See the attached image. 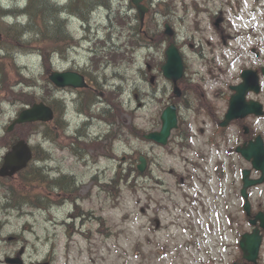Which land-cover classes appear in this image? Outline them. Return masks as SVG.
Returning <instances> with one entry per match:
<instances>
[{
	"label": "rangeland",
	"instance_id": "1",
	"mask_svg": "<svg viewBox=\"0 0 264 264\" xmlns=\"http://www.w3.org/2000/svg\"><path fill=\"white\" fill-rule=\"evenodd\" d=\"M24 1L0 0L7 7L22 5ZM111 4L117 13L112 14L103 7L96 9L88 21L77 17L69 20L67 25L74 41L63 46V55L52 53L49 64L34 47L12 46L3 53L9 57L5 64L8 69L16 65L30 79L29 83L20 80L26 86H33L27 87L26 92L31 91L38 101L43 90L48 89L46 70L51 64L59 70L67 65L71 67L74 60L82 65L95 63V70L101 69L99 83L110 86L107 97L114 104V131L121 137L114 139L117 160L109 163L100 160V169L109 167L106 180H114V185L105 190L92 189V199L84 201L85 210H91L98 217L87 219L82 229L87 235L68 240L61 227L56 236L51 218H66L68 208L60 209L53 217L39 208L9 214L0 209V219L7 222L1 228L4 238L1 236L0 264H7L6 257L18 255L21 250L28 264L40 262L54 244L57 247L55 264H232L241 254L240 236L250 231L243 221L240 197L242 170L250 164L238 155L224 154L209 157L206 163L197 160L201 166L195 168L191 164L195 160L193 151L186 153L187 159L182 160L178 148L171 144L164 147L135 136L160 129L161 114L173 103L180 107L181 116L195 124L192 126L195 141L210 151L209 144L204 145V137L210 134L208 116H200L196 108L200 102L194 98L188 100L187 96H174L173 84L161 74L169 45L162 39L161 30L164 31L166 23L174 28L175 41L188 65L187 79L202 84L213 97L219 82L211 80L217 77L220 83H232L244 65L242 59L246 62L251 59L247 62L249 66H264V0H145L150 9L144 26L147 37L140 32L137 10L131 0H112ZM222 18L219 30L225 34L218 33L215 26ZM19 21L26 22L24 18ZM11 25L13 22L5 23L3 29L9 30ZM232 35L236 37L228 42L229 46L221 45L224 36L227 40ZM251 48L255 52L249 51ZM236 50L245 54L239 58ZM18 80L19 77L10 84L20 89ZM20 103L16 95L0 90L1 135L7 134L6 128L24 108ZM216 105L226 108L224 101H217ZM257 124L264 129V120ZM122 125L127 129H118ZM201 129L205 134H201ZM43 130L37 126V133L30 141L46 149L48 143ZM30 131L32 134V128L26 126L7 135L16 134L17 138L27 136ZM229 134L234 137L236 130ZM175 136L176 130L169 141ZM10 140L3 137L0 144ZM6 149L0 147V166ZM112 149L113 145L109 144L106 156L111 155ZM140 155L149 159L150 169L145 174L136 171ZM219 162H224L226 167H219ZM189 171L195 176L190 184L192 175L187 180L181 179ZM29 172L19 174L15 182L0 179L1 207L8 202L10 205L12 200L6 192L8 187L19 181L16 186L20 188V182L33 180ZM178 173L181 175L177 176ZM38 180L43 182L44 178ZM181 182H185L184 187L180 186ZM24 190L29 192L30 188ZM39 191L40 188L36 192ZM250 194L253 210H264V185ZM32 202L43 204L44 200ZM230 212L239 219L235 230L226 220Z\"/></svg>",
	"mask_w": 264,
	"mask_h": 264
},
{
	"label": "flooded vegetation",
	"instance_id": "2",
	"mask_svg": "<svg viewBox=\"0 0 264 264\" xmlns=\"http://www.w3.org/2000/svg\"><path fill=\"white\" fill-rule=\"evenodd\" d=\"M95 66L96 64L92 62L82 65L79 61L74 60L71 67L67 65L61 68L63 73H73L83 78L86 86H67L55 91L54 95L46 96L45 103L53 110L54 118L52 121L42 124L45 128V141L48 143V147L44 149L43 159L41 160V157L37 156L36 158L39 160H34L35 164H33L36 166L37 163L43 162L46 170L45 185L49 191L47 204L51 210L71 207L68 217L56 219L54 224L65 227V232L71 239L79 232L77 226H74L77 221L74 217L78 216L77 218L81 220L85 217L83 214L84 201L90 199L93 195L92 189L98 188L99 181L104 185L107 184L106 176L109 167L107 166L101 172L100 159L102 158L107 163L113 162L105 157V152H108L109 144H114V104L109 102L107 97L110 86L107 83H99L101 69L95 70ZM263 67H251L258 72L260 81L264 79ZM244 69L246 68L241 69L240 74L231 84L222 85V89L216 93L220 99L227 103L228 107L234 92L233 87L241 83ZM103 72L105 73L106 70ZM261 84V90L258 93L250 92L247 99L261 104L264 108V80ZM228 107L226 106V109L214 108L216 112H212V114L214 113L213 116L217 121L209 116L207 123L208 126H211L209 137L212 141L211 144H214L210 147V151H205L200 143L194 141V153L199 151L200 158L207 160L213 153H223L224 144L231 141L229 130L232 127H236L238 130L235 140H238L236 148L255 140L258 135L262 134L264 138V131H260V128L257 127V122L261 118L255 115L236 120L227 128L221 127L220 123L224 120ZM209 110L211 111V109ZM201 134H205L204 129H201ZM179 135H183V138L186 139L185 133L180 131ZM195 139L196 137H194ZM99 141L102 142L103 157L98 156ZM180 146L182 147V144ZM69 162L72 163L71 166L67 165ZM83 172H85L84 175ZM16 178L17 175L11 179ZM263 251L264 247L262 253ZM55 253V250H51L43 263L53 264ZM259 263H264L263 254Z\"/></svg>",
	"mask_w": 264,
	"mask_h": 264
},
{
	"label": "water",
	"instance_id": "3",
	"mask_svg": "<svg viewBox=\"0 0 264 264\" xmlns=\"http://www.w3.org/2000/svg\"><path fill=\"white\" fill-rule=\"evenodd\" d=\"M143 0H132L137 7L141 24H144L145 15L149 11L147 7L141 4ZM166 35L173 36L174 32L172 28L166 25ZM166 63L162 67L164 76L171 80L175 84V94L180 95V89L178 87V81L182 79L184 75V64L182 55L174 43H171L166 51ZM245 82L235 88L236 93L232 96L230 102V110L227 114V118L223 125H228L231 120L235 118H242L247 114L256 113L257 115L263 114L261 110L257 112L254 103H246V94L257 85L256 74L252 71L244 72ZM255 75L254 83L251 85L248 77ZM50 80L58 87H83L85 84L83 79L73 73H59L54 72L50 75ZM258 87V86H257ZM255 88V87H254ZM258 90V88H256ZM53 117L52 110L45 104H34L32 107L23 110L14 123L10 126L9 131L13 130L17 124L34 123V122H47ZM162 129L160 132H153L145 136L146 139L154 140L160 144H166L171 134L172 129L177 127V108L172 105L169 106L162 114ZM244 157L248 160H252L253 167L261 172L259 179H250L251 170H245L243 172L244 186L241 191L242 196L246 199L245 210L247 214H251V204L249 202L248 189L252 186L264 183V143L261 137L255 142H251L243 149H239ZM32 158V151L25 141L17 143L12 150L6 155L5 164L0 170L1 176L13 175L17 171L24 169L28 162ZM147 163L144 157L140 158V164L138 170L144 172L146 170ZM260 222V227L264 229V213H259L255 219L251 220L252 225H256ZM262 242V236L260 235L259 228H256L253 233L244 234L240 243L245 259L249 262L256 263L259 250Z\"/></svg>",
	"mask_w": 264,
	"mask_h": 264
},
{
	"label": "trees",
	"instance_id": "4",
	"mask_svg": "<svg viewBox=\"0 0 264 264\" xmlns=\"http://www.w3.org/2000/svg\"><path fill=\"white\" fill-rule=\"evenodd\" d=\"M37 1L40 4L34 3V0L33 2L32 0H28L25 7L12 10V15H16L17 22L16 24H13V26L11 25L9 30H7L6 28L3 29V26H0V90H3L12 95H16L21 102L20 104L22 105L33 104L34 102L38 101V98L32 93H26L23 89H17L15 87L16 85L13 87V85L10 84V82L17 77H19V80L16 81V84L19 83L21 72L16 65H12L11 69H8L6 67V60L9 57L3 53L7 52L12 46L24 48L34 47L37 52L41 54L43 60L47 62L51 57L53 51L56 55L63 50V47H61L56 52V46H64L66 43H71L74 41L73 36L69 30V25H67L68 21L64 22L61 17L49 12L50 10H53L55 2L51 0ZM71 1L72 4L63 7V9H68V11L72 13H80L86 10L87 14L83 16V18H90V15L93 13V11L101 6L108 8V10H110L112 14L118 12L113 10L111 4L112 0ZM16 13L24 15V20H26V22L23 23L22 21H18V14ZM161 36L163 40H166L163 32L161 33ZM47 63L49 64L50 62L48 61ZM46 85H50L47 77ZM47 91H50L49 87ZM24 126H19V128H23ZM130 175L131 173H129V177ZM18 191L24 193V189H19ZM116 194L117 192L115 193V195ZM15 205L17 206L18 204ZM230 220H233L231 215Z\"/></svg>",
	"mask_w": 264,
	"mask_h": 264
},
{
	"label": "bare ground",
	"instance_id": "5",
	"mask_svg": "<svg viewBox=\"0 0 264 264\" xmlns=\"http://www.w3.org/2000/svg\"><path fill=\"white\" fill-rule=\"evenodd\" d=\"M53 2H55L54 4V7H53V10L49 11L51 12L52 14L56 15V16H59L62 18V20L64 22L66 21H69L71 20L73 17H77V18H80L84 21H88L89 18H83V16H85L87 14L86 10L80 12V13H72L70 11H68V9H63V7L65 6H69L72 4V1L71 0H66L65 3H63L62 1L58 0V1H55V0H51ZM33 2V0H32ZM34 3H38L40 4L37 0H34ZM21 5V3H19ZM26 4V1L23 2L22 5ZM44 4V2H43ZM27 5V4H26ZM25 5V6H26ZM24 6V7H25ZM31 8V6H30ZM13 9H19L17 6L15 7H11V6H3V3L0 2V26H5V23H9V22H13V24H16L17 22V19H16V15H12V10ZM15 12H18V11H15ZM18 14V18L21 19V18H25L24 15H20L19 13H16ZM19 21V20H18ZM63 46H56V52ZM64 50L60 51L59 53H57L56 55H63L64 54ZM54 53V51H53ZM39 55L41 56V54L39 53ZM41 58L43 59V57L41 56ZM21 77L20 79L22 81H25V83H29V78L24 75L23 73H20ZM34 173L37 175V176H40V177H43L46 175V170L44 168V166H38L35 170H34Z\"/></svg>",
	"mask_w": 264,
	"mask_h": 264
},
{
	"label": "snow or ice",
	"instance_id": "6",
	"mask_svg": "<svg viewBox=\"0 0 264 264\" xmlns=\"http://www.w3.org/2000/svg\"><path fill=\"white\" fill-rule=\"evenodd\" d=\"M245 2H246V0H245Z\"/></svg>",
	"mask_w": 264,
	"mask_h": 264
}]
</instances>
